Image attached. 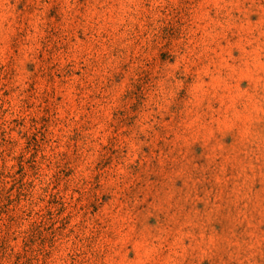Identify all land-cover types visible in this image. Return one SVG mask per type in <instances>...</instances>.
Wrapping results in <instances>:
<instances>
[{"label": "rangeland", "instance_id": "374dc122", "mask_svg": "<svg viewBox=\"0 0 264 264\" xmlns=\"http://www.w3.org/2000/svg\"><path fill=\"white\" fill-rule=\"evenodd\" d=\"M0 264H264V0H0Z\"/></svg>", "mask_w": 264, "mask_h": 264}]
</instances>
